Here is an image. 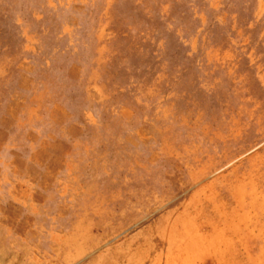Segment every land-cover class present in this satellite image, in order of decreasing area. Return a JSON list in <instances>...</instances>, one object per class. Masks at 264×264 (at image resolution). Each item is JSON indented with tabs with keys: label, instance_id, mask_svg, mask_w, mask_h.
<instances>
[{
	"label": "rangeland",
	"instance_id": "374dc122",
	"mask_svg": "<svg viewBox=\"0 0 264 264\" xmlns=\"http://www.w3.org/2000/svg\"><path fill=\"white\" fill-rule=\"evenodd\" d=\"M0 264H264V0H0Z\"/></svg>",
	"mask_w": 264,
	"mask_h": 264
}]
</instances>
